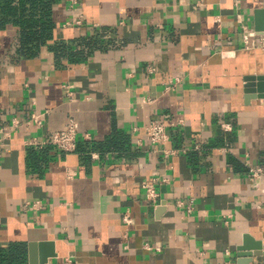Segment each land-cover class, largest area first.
Returning <instances> with one entry per match:
<instances>
[{
    "label": "crops",
    "instance_id": "obj_1",
    "mask_svg": "<svg viewBox=\"0 0 264 264\" xmlns=\"http://www.w3.org/2000/svg\"><path fill=\"white\" fill-rule=\"evenodd\" d=\"M263 2L55 0L54 39L96 42L58 63L46 45L21 56L19 28L0 27V248L25 245L23 264L41 241L46 264H236L245 234L264 243V97L245 89L264 75ZM69 118L76 148L45 143Z\"/></svg>",
    "mask_w": 264,
    "mask_h": 264
},
{
    "label": "trees",
    "instance_id": "obj_2",
    "mask_svg": "<svg viewBox=\"0 0 264 264\" xmlns=\"http://www.w3.org/2000/svg\"><path fill=\"white\" fill-rule=\"evenodd\" d=\"M54 3L55 0H0V27L11 23L19 28L18 52L21 56H34L46 45L57 63L62 58L85 59L96 42L84 36L72 43L55 40ZM25 259V245L0 248V264H23Z\"/></svg>",
    "mask_w": 264,
    "mask_h": 264
},
{
    "label": "built area",
    "instance_id": "obj_3",
    "mask_svg": "<svg viewBox=\"0 0 264 264\" xmlns=\"http://www.w3.org/2000/svg\"><path fill=\"white\" fill-rule=\"evenodd\" d=\"M67 1L70 7L74 6L77 3V0H67ZM68 23L69 22H66V24ZM245 30L246 32L244 35V41H245L246 47H249L250 45L253 46V44L256 43L255 32L247 28ZM263 46H264V42H263ZM31 118L37 123H40L41 121L39 118V114L37 113L32 114ZM18 122H19L18 119L13 120V123L15 125ZM146 134H147L148 140L156 147L164 145L169 140V133L167 131V125L162 120H158V119L150 120V122L146 126ZM77 137H78L77 123L74 118H69L65 126L60 130L54 131L50 135V137L47 138L45 143H50L54 145L56 148L64 152H71L76 148ZM260 173H261V168H257V167L250 168L251 176H257ZM144 188L146 191V195L150 200H153L157 197L158 193L154 185V179L144 184ZM27 204H30V202H27ZM31 204L35 210L40 209L42 207V201L39 199L33 200ZM123 220L125 223L130 224L132 221V218L130 214L126 213L123 215ZM64 264H73V262L71 261V259H66Z\"/></svg>",
    "mask_w": 264,
    "mask_h": 264
},
{
    "label": "water",
    "instance_id": "obj_4",
    "mask_svg": "<svg viewBox=\"0 0 264 264\" xmlns=\"http://www.w3.org/2000/svg\"><path fill=\"white\" fill-rule=\"evenodd\" d=\"M254 29L257 33L264 34V2L262 7L254 10ZM245 89L249 93H256L258 97H264V75L247 76ZM48 244L51 243L47 241L29 243L30 264H46L49 256L56 255L53 250H50L37 256V248H43ZM237 250L236 264H250L254 255H264V243L249 234H245L243 243L238 246Z\"/></svg>",
    "mask_w": 264,
    "mask_h": 264
}]
</instances>
